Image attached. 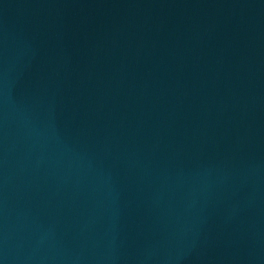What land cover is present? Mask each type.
Here are the masks:
<instances>
[{"label":"water","instance_id":"95a60500","mask_svg":"<svg viewBox=\"0 0 264 264\" xmlns=\"http://www.w3.org/2000/svg\"><path fill=\"white\" fill-rule=\"evenodd\" d=\"M0 264H264V0H0Z\"/></svg>","mask_w":264,"mask_h":264}]
</instances>
